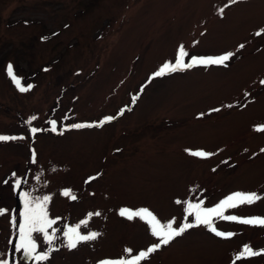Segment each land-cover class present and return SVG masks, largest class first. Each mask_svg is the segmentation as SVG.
Returning <instances> with one entry per match:
<instances>
[{"label":"rangeland","instance_id":"1","mask_svg":"<svg viewBox=\"0 0 264 264\" xmlns=\"http://www.w3.org/2000/svg\"><path fill=\"white\" fill-rule=\"evenodd\" d=\"M228 4L0 0V134L25 137L0 141V208L9 209L0 215V260L15 259L23 192L49 195L53 228L60 229L58 250L40 264L130 259L158 242L145 221L121 216V208L147 207L162 223L175 218L178 226L186 207L178 199L213 207L237 191L264 196V131L257 130L264 125V33L256 35L264 29V0ZM181 45L186 63L193 54L235 56L227 67L194 66L152 78L165 62H175ZM9 63L22 86L34 87L19 91ZM108 116L115 119L103 127H69ZM32 127L42 131L33 134ZM17 178L21 187L14 190ZM65 189L77 199L62 195ZM95 212L101 215L89 217ZM229 214L264 216V200ZM85 220L81 232L100 235L68 249L63 232ZM214 224L237 235L225 239L193 227L140 264H232L244 244L264 249V227L218 218ZM236 264H264V255Z\"/></svg>","mask_w":264,"mask_h":264},{"label":"snow or ice","instance_id":"2","mask_svg":"<svg viewBox=\"0 0 264 264\" xmlns=\"http://www.w3.org/2000/svg\"><path fill=\"white\" fill-rule=\"evenodd\" d=\"M240 0H229V4L225 5V7H229L232 4L239 3ZM225 7L219 9V14L223 16L225 12ZM264 33V29H261L256 33L257 36H260ZM245 47L244 44H240L239 48L243 49ZM189 56V53L186 51L183 45L179 47L178 54L175 62L172 61L165 62L156 72L152 74V78L163 77L165 75H170L177 71H183L194 66H228V62L235 56V53L232 51L225 52L220 55L215 56H197L192 55L190 57L189 62H185V58ZM7 74L13 81V83L17 86L18 90L21 92H27L31 88L34 87L32 84H28L26 86H22V77L16 75L14 73V68L11 63L7 65ZM150 82V81H149ZM261 83H264L262 81ZM138 97H133V103ZM228 107H232V105H228ZM220 109H213L212 111H219ZM123 115V110L120 113ZM37 117L33 116L28 121L31 124L32 121L36 120ZM115 117L108 116L103 120L97 123H73L69 127L73 129H81V128H89V127H103L105 123L111 122ZM52 125V131H57L55 120L49 121ZM258 131H264V125L259 126L257 128ZM31 133L35 134L42 129L32 127L30 129ZM62 134V133H61ZM25 139V137H17L10 135L0 134V141H9V140H18ZM189 151L191 155L207 158L214 155V153L198 150V151ZM261 151H264L262 149ZM32 162H36V153L35 150L32 152ZM17 174L15 172L12 173V177H16ZM97 177H89V182L91 180L96 179ZM39 180V177H36ZM4 184H8V180L3 181ZM24 183H27L24 181ZM14 190H18L21 187V179L17 178L14 182ZM62 195L66 197H70L72 200H76L77 196L72 193L71 189H65L62 191ZM21 199L24 203V210L19 213V217L22 222L19 223V237L20 244L18 245V250H23V254L25 256L31 257L37 262H47L50 259L51 252L56 251L51 247L54 241L58 239L56 233L60 231L58 228H53V225L56 224L57 220L50 217L48 205L51 202V197L49 195H32L30 192H23L21 194ZM261 200H264V196L257 192H244L237 191L233 192L221 201L217 203L213 207H205L203 206V201L198 203H193L191 201L176 200V204L184 203L186 207L184 208L185 216L184 222L179 224L178 226H174L176 224L175 218L169 220L167 223H162L161 220L157 217V215L152 212L147 207H142L136 210L131 208H121L120 215L126 216L127 219L132 220L135 217H139L141 220L145 221L150 228L151 235L156 237L158 242L153 243L150 247H148L144 251H140L138 255L132 256L130 259H116V260H101L99 264H140L141 261L148 260L151 254L155 253L157 250L161 248L162 245H168L177 237L182 236L187 230L198 227L205 226L209 231L213 232L216 236L222 237L225 239L232 238L237 233L235 232H225L222 230H218L214 224V219H221L224 221L237 222L243 225H251V226H261L264 227V216H239L235 214L225 215V211L228 209H237L240 206L248 205L251 206ZM9 213V209L0 208V215H5ZM89 217L95 215H101L100 212L89 213ZM189 217H194V223L188 222ZM11 223L13 226H16L17 217L15 214L11 217ZM87 224V221H81L79 224L75 226L68 227L66 231L63 232V236L66 238V246L68 249L73 250L76 249L79 244L82 242L93 241L98 238L100 233L98 232H90L88 234H83L81 232V225ZM49 229H52L50 232ZM38 237L43 238V243L49 245L47 251L39 250L40 245L38 243ZM126 253L131 254L132 249H125ZM264 255V249L256 250L250 244H244L241 251H239L232 261V264H236V261L242 259H249ZM0 264H9L6 260H0Z\"/></svg>","mask_w":264,"mask_h":264},{"label":"flooded vegetation","instance_id":"3","mask_svg":"<svg viewBox=\"0 0 264 264\" xmlns=\"http://www.w3.org/2000/svg\"><path fill=\"white\" fill-rule=\"evenodd\" d=\"M97 177V176H95ZM17 224V223H16ZM16 227V226H15ZM18 233H19V229H18ZM43 242V241H42ZM38 243L40 245V248L39 250H42V251H47L46 248H47V245L45 244V246H43L39 240H38ZM20 244V243H19ZM53 248L57 249V246H55L53 244ZM24 254H23V250H18V247L16 249V251L14 252V258L13 261H12V264H18V263H23V264H40V263H43V262H37L35 261L34 259H32L31 257H29V260L26 261L24 258H23Z\"/></svg>","mask_w":264,"mask_h":264},{"label":"water","instance_id":"4","mask_svg":"<svg viewBox=\"0 0 264 264\" xmlns=\"http://www.w3.org/2000/svg\"><path fill=\"white\" fill-rule=\"evenodd\" d=\"M23 258L26 260V261H28L29 260V257L28 256H23Z\"/></svg>","mask_w":264,"mask_h":264}]
</instances>
